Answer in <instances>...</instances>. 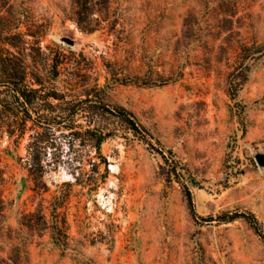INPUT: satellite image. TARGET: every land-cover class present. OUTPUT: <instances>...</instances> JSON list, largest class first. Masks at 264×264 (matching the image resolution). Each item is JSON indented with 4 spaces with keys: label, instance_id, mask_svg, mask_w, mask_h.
<instances>
[{
    "label": "rangeland",
    "instance_id": "374dc122",
    "mask_svg": "<svg viewBox=\"0 0 264 264\" xmlns=\"http://www.w3.org/2000/svg\"><path fill=\"white\" fill-rule=\"evenodd\" d=\"M10 3L20 16L15 31L42 34L37 64L46 77L63 62L45 92L86 98L84 86L67 83L75 70L86 88L100 85L92 103L126 108L149 141L101 107L63 121L62 100L39 98L30 113L52 118L39 129L40 164L28 147L34 130L22 140L0 135V257L20 246L21 264H264L255 230L242 218H219L247 210L264 226V166L256 159L264 153V0H112L121 41L108 24L82 30L71 0ZM6 36L0 50L15 51ZM147 71L170 82L121 79ZM94 127L108 134L100 150L86 133ZM187 187L197 212L212 220L194 218ZM30 213L36 222L41 214L66 222L69 245L23 226Z\"/></svg>",
    "mask_w": 264,
    "mask_h": 264
},
{
    "label": "trees",
    "instance_id": "16d2710c",
    "mask_svg": "<svg viewBox=\"0 0 264 264\" xmlns=\"http://www.w3.org/2000/svg\"><path fill=\"white\" fill-rule=\"evenodd\" d=\"M73 4V19L77 22L78 26L86 32H94L99 30L108 24L110 31L116 35L118 41L122 39V29L118 27L120 21L118 18H111V3L112 0H71ZM8 4L10 7L7 8ZM10 8V10H9ZM14 5L10 3V0H0V35H7L4 44L10 45L15 48V51L7 47H2L0 50V135L8 133L10 137L17 136L18 139L22 140L29 130H34L36 133L31 136V141L28 147L31 149L30 154L34 163H41V153L44 149V138L45 132H41L39 129L43 128L47 121L52 118L46 115H40L39 117H33L30 113L29 106L44 97L60 99L63 101L66 109L69 110L62 119L63 121H71L78 114V111H86L89 108L101 107L99 111L103 114H111L122 121H124L128 127L133 130L137 135H140L142 139L149 141V134L147 130L136 121L132 113L122 106L114 108L107 107L105 104H94L93 95L96 89H99V84H95L91 88H86V84H80L77 79L79 77L76 71L69 72L70 78L67 83L71 87L84 86L86 98H80L79 100L71 101L66 100V95H60L57 92H45L43 89L47 79H57L62 74L61 64L62 61H56L46 77L42 69L38 66L37 60L40 54V32H37L32 26H29L27 33H21L15 31L19 26L20 16L17 11H14ZM19 16V17H18ZM26 35L32 37V41L26 39ZM27 44H31L30 47L34 48L36 44H39L38 51L26 52L28 47ZM32 60V64L29 62ZM114 75H117L114 73ZM74 76V77H73ZM31 78L33 82L29 80ZM122 81H135L139 85L144 86H162L170 82L169 78L156 79L152 73H144L143 75H137L130 78H121ZM130 79V80H128ZM120 80V78H118ZM82 83V82H81ZM240 83V82H239ZM34 84L40 85V87H34ZM239 84L236 83L235 86ZM95 96V95H94ZM56 120V118H55ZM52 121V120H51ZM32 123V124H30ZM40 123V124H39ZM86 133H91L96 139V147L98 150L101 149V145L107 138V133L94 128H88ZM33 168V165L32 167ZM32 170V169H31ZM4 171L2 169L0 160V185L3 181ZM178 175V174H176ZM190 208L194 218L199 221H209L213 218H205L201 216L196 209L194 202V196L192 191L187 187L186 190ZM3 215V202L0 192V218ZM35 214L30 213L24 216L23 226L28 227L34 233H38L40 236L50 230L54 242L62 248H66L69 245L68 242V231L66 222H50L47 220L45 214L39 215L40 222L33 220ZM229 217V218H226ZM223 221H233L238 218L244 219L255 232L264 241V226L252 211L244 210L242 212H235L233 214H227L219 216ZM12 258L0 257V264H21L22 261V248L16 246L13 249Z\"/></svg>",
    "mask_w": 264,
    "mask_h": 264
},
{
    "label": "water",
    "instance_id": "95a60500",
    "mask_svg": "<svg viewBox=\"0 0 264 264\" xmlns=\"http://www.w3.org/2000/svg\"><path fill=\"white\" fill-rule=\"evenodd\" d=\"M64 40L67 41V42H69V43L72 42V40H70L69 38H65ZM256 159H257V161H258V163L260 165H263L264 166V153H262V152L258 153L256 155Z\"/></svg>",
    "mask_w": 264,
    "mask_h": 264
}]
</instances>
